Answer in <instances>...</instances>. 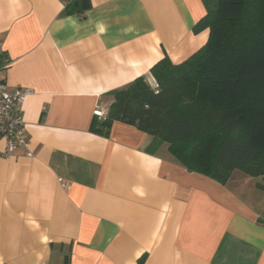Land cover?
<instances>
[{"label": "crops", "instance_id": "crops-1", "mask_svg": "<svg viewBox=\"0 0 264 264\" xmlns=\"http://www.w3.org/2000/svg\"><path fill=\"white\" fill-rule=\"evenodd\" d=\"M89 2L80 18L62 0H0L7 88L32 91L31 156L0 160V264H264L261 181L221 185L136 127L90 129L117 90L206 43L193 28L216 0Z\"/></svg>", "mask_w": 264, "mask_h": 264}, {"label": "trees", "instance_id": "trees-1", "mask_svg": "<svg viewBox=\"0 0 264 264\" xmlns=\"http://www.w3.org/2000/svg\"><path fill=\"white\" fill-rule=\"evenodd\" d=\"M64 15L84 18L89 0H62ZM206 43L181 63L167 57L113 95L91 132L114 122L166 144L190 173L225 185L235 171L264 190V0H216L193 28ZM136 264H146V256Z\"/></svg>", "mask_w": 264, "mask_h": 264}, {"label": "built area", "instance_id": "built-area-1", "mask_svg": "<svg viewBox=\"0 0 264 264\" xmlns=\"http://www.w3.org/2000/svg\"><path fill=\"white\" fill-rule=\"evenodd\" d=\"M11 64L0 44V141L4 142L0 150V160H10L17 150H24L28 156V139L22 120V107L32 91L24 88L8 90L5 72ZM94 115L103 118L102 111L96 110Z\"/></svg>", "mask_w": 264, "mask_h": 264}, {"label": "rangeland", "instance_id": "rangeland-1", "mask_svg": "<svg viewBox=\"0 0 264 264\" xmlns=\"http://www.w3.org/2000/svg\"><path fill=\"white\" fill-rule=\"evenodd\" d=\"M234 175L235 176H238V177H241L242 176V178L244 177V178H248L249 180H250V182H259V181H261V178H250V177H245V175L243 174V173H241L240 171H235L234 172ZM230 181H231V179H230Z\"/></svg>", "mask_w": 264, "mask_h": 264}]
</instances>
